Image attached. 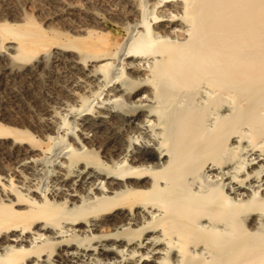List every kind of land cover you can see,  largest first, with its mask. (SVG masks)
Wrapping results in <instances>:
<instances>
[{
	"label": "bare ground",
	"instance_id": "1",
	"mask_svg": "<svg viewBox=\"0 0 264 264\" xmlns=\"http://www.w3.org/2000/svg\"><path fill=\"white\" fill-rule=\"evenodd\" d=\"M0 264H264V0H0Z\"/></svg>",
	"mask_w": 264,
	"mask_h": 264
}]
</instances>
